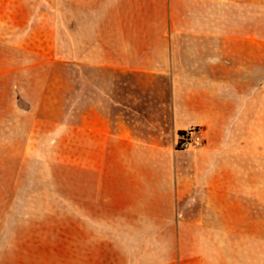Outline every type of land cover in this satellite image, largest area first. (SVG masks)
<instances>
[{
    "label": "crops",
    "instance_id": "0c3cea01",
    "mask_svg": "<svg viewBox=\"0 0 264 264\" xmlns=\"http://www.w3.org/2000/svg\"><path fill=\"white\" fill-rule=\"evenodd\" d=\"M84 1L103 17L74 57L72 109L97 219L120 207L152 223L128 236L201 239L172 264H264V0H215L233 5L227 23L173 21L166 0ZM190 126L204 142L175 149Z\"/></svg>",
    "mask_w": 264,
    "mask_h": 264
},
{
    "label": "rangeland",
    "instance_id": "374dc122",
    "mask_svg": "<svg viewBox=\"0 0 264 264\" xmlns=\"http://www.w3.org/2000/svg\"><path fill=\"white\" fill-rule=\"evenodd\" d=\"M167 1L173 21L235 19L232 4ZM97 10L84 0H0V264H172L201 242L128 236L152 223L120 207L111 220L97 219L96 157L72 109L73 60L88 25L103 17ZM90 199L89 221L79 207ZM155 224L172 235L178 229Z\"/></svg>",
    "mask_w": 264,
    "mask_h": 264
},
{
    "label": "built area",
    "instance_id": "2783aa9c",
    "mask_svg": "<svg viewBox=\"0 0 264 264\" xmlns=\"http://www.w3.org/2000/svg\"><path fill=\"white\" fill-rule=\"evenodd\" d=\"M203 142V128L200 126H190L177 134L174 148L179 150L188 149L200 146Z\"/></svg>",
    "mask_w": 264,
    "mask_h": 264
}]
</instances>
